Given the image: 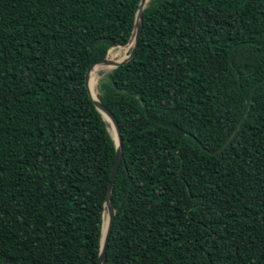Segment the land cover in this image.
<instances>
[{
    "label": "trees",
    "instance_id": "1",
    "mask_svg": "<svg viewBox=\"0 0 264 264\" xmlns=\"http://www.w3.org/2000/svg\"><path fill=\"white\" fill-rule=\"evenodd\" d=\"M139 2L0 0V264H99L115 143L85 75ZM98 91L105 264H264V0H149Z\"/></svg>",
    "mask_w": 264,
    "mask_h": 264
},
{
    "label": "water",
    "instance_id": "2",
    "mask_svg": "<svg viewBox=\"0 0 264 264\" xmlns=\"http://www.w3.org/2000/svg\"><path fill=\"white\" fill-rule=\"evenodd\" d=\"M147 4H148L147 0H140L139 2V6H138L136 16H135L133 31H132L131 37L129 38V41L125 44L126 46L131 45L130 52L127 53V55L124 58L114 61V60L108 59L107 54H108L109 49H111L112 47L116 45L109 47L107 54L104 56V58L96 60L95 62H92L85 75L86 90L92 102L94 103L95 109L101 114L102 118H104V120L106 122H109L110 125L112 126L113 135L111 133L110 134L115 143V154H114L115 157H114L113 165L111 168V174H110L111 178H110V182H109V185H108V188H107L104 200H103L104 201V211L102 215V228H101L100 245H99L100 246L99 264L106 263V249L108 246V241H109V237H110V233H111V229H112L113 221H114L115 208L113 206V202L111 201L112 200L111 194H112L113 183L116 177V172H117V169L120 164L121 157H122L121 155L122 154V135H121V129L119 126V122L117 118L115 117V115L109 109H107L106 106H103L100 103L99 99L95 100L92 97L90 90H89V85H88L89 75L91 73V70L95 66L103 67V66L112 65L111 68H115L131 60L138 46V41H139L141 30H142V12L144 8L147 6Z\"/></svg>",
    "mask_w": 264,
    "mask_h": 264
},
{
    "label": "bare ground",
    "instance_id": "3",
    "mask_svg": "<svg viewBox=\"0 0 264 264\" xmlns=\"http://www.w3.org/2000/svg\"><path fill=\"white\" fill-rule=\"evenodd\" d=\"M149 2V0H147V3ZM131 47V45L129 46H125V51H124V55L126 54V49H129ZM114 48H117V47H113L108 55H107V58L108 59H111V60H116V57H120L119 55V52L118 51H114L111 53V51L114 49ZM111 53V54H110ZM110 55V56H109ZM112 65L110 66H103V67H94L92 70H91V73L89 75V81H88V85H89V90H90V93L92 95V97L95 99V100H98V94H97V83H98V80L100 78V75L103 74L104 71H106L107 69H111ZM105 77V76H104ZM94 78V79H93ZM93 79V80H92ZM108 125H109V131L110 133L113 135V129H112V126L110 125L109 122H107Z\"/></svg>",
    "mask_w": 264,
    "mask_h": 264
},
{
    "label": "rangeland",
    "instance_id": "4",
    "mask_svg": "<svg viewBox=\"0 0 264 264\" xmlns=\"http://www.w3.org/2000/svg\"><path fill=\"white\" fill-rule=\"evenodd\" d=\"M126 45H116V46H114V47H117V48H114L112 51H111V53L112 52H114V51H118L119 52V55H120V57H116V60H120V59H122V58H124L126 55H127V53H129L130 52V49L131 48H129V49H126V54L124 55V51H125V47ZM110 53V54H111ZM110 56V55H109ZM120 58V59H119ZM112 69V68H111ZM109 70L110 69H107L106 71H104L103 72V74H101L100 75V78H99V80H98V83H97V94L99 95V91H98V84H99V81L103 78V76H105L108 72H109ZM108 128H109V125H108Z\"/></svg>",
    "mask_w": 264,
    "mask_h": 264
}]
</instances>
